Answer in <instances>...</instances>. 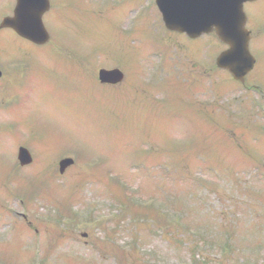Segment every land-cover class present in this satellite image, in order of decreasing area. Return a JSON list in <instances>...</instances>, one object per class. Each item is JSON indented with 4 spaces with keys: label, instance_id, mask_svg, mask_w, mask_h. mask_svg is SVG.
<instances>
[{
    "label": "rangeland",
    "instance_id": "374dc122",
    "mask_svg": "<svg viewBox=\"0 0 264 264\" xmlns=\"http://www.w3.org/2000/svg\"><path fill=\"white\" fill-rule=\"evenodd\" d=\"M63 5L47 45L0 33V264H264V0L246 5L244 83L155 0ZM117 66L125 80L100 84Z\"/></svg>",
    "mask_w": 264,
    "mask_h": 264
},
{
    "label": "water",
    "instance_id": "95a60500",
    "mask_svg": "<svg viewBox=\"0 0 264 264\" xmlns=\"http://www.w3.org/2000/svg\"><path fill=\"white\" fill-rule=\"evenodd\" d=\"M246 0H158L168 27L187 31L191 36L209 32L215 26L222 40L231 45L228 52L218 58V64L228 68L236 79L244 80L253 67L254 58L248 49L249 32L244 29L246 21L243 2ZM16 17L5 20L6 25L14 27L21 35L44 42L47 32L42 23V15L48 8V0H19ZM103 81H114L122 77L117 70L100 73ZM23 164L31 157L25 149L20 151ZM72 160L61 162L64 172Z\"/></svg>",
    "mask_w": 264,
    "mask_h": 264
}]
</instances>
